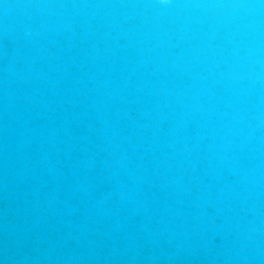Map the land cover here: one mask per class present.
<instances>
[{"label": "water", "instance_id": "1", "mask_svg": "<svg viewBox=\"0 0 264 264\" xmlns=\"http://www.w3.org/2000/svg\"><path fill=\"white\" fill-rule=\"evenodd\" d=\"M0 264H264V0H0Z\"/></svg>", "mask_w": 264, "mask_h": 264}, {"label": "clouds", "instance_id": "2", "mask_svg": "<svg viewBox=\"0 0 264 264\" xmlns=\"http://www.w3.org/2000/svg\"><path fill=\"white\" fill-rule=\"evenodd\" d=\"M161 3L167 4L168 3V0H161Z\"/></svg>", "mask_w": 264, "mask_h": 264}]
</instances>
